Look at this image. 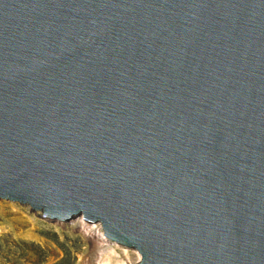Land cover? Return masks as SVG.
Wrapping results in <instances>:
<instances>
[{"label":"water","instance_id":"95a60500","mask_svg":"<svg viewBox=\"0 0 264 264\" xmlns=\"http://www.w3.org/2000/svg\"><path fill=\"white\" fill-rule=\"evenodd\" d=\"M0 200L264 264V0H0Z\"/></svg>","mask_w":264,"mask_h":264},{"label":"rangeland","instance_id":"374dc122","mask_svg":"<svg viewBox=\"0 0 264 264\" xmlns=\"http://www.w3.org/2000/svg\"><path fill=\"white\" fill-rule=\"evenodd\" d=\"M78 217L49 224L28 205L0 200V264H121V248L99 242ZM75 223V224H74ZM124 250V249H123ZM131 257V251L125 250Z\"/></svg>","mask_w":264,"mask_h":264},{"label":"bare ground","instance_id":"6f19581e","mask_svg":"<svg viewBox=\"0 0 264 264\" xmlns=\"http://www.w3.org/2000/svg\"><path fill=\"white\" fill-rule=\"evenodd\" d=\"M25 205V204H23ZM27 205V204H26ZM29 206V205H28ZM31 207V206H30ZM75 224V223H74ZM76 224L79 225V224H83V225H86L87 228L89 229V232H92L99 240V242H102V243H106V244H109L107 243L106 241V235L104 233V230H103V227L101 225L100 222H96V223H90L89 225H87L85 222H84V218L81 216H78V220L76 221ZM109 245H115V246H118L120 247L121 249V252L123 253L121 258L123 260V262L121 264H135L138 259H139V255L136 251H134L133 249H126L125 247H122V246H119V245H116V244H109ZM124 249V250H123ZM131 251L134 255V257L131 259V257L126 253V251Z\"/></svg>","mask_w":264,"mask_h":264}]
</instances>
